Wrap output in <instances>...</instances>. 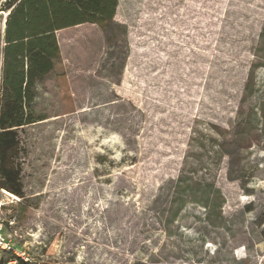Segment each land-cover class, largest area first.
I'll return each instance as SVG.
<instances>
[{
    "label": "rangeland",
    "instance_id": "rangeland-1",
    "mask_svg": "<svg viewBox=\"0 0 264 264\" xmlns=\"http://www.w3.org/2000/svg\"><path fill=\"white\" fill-rule=\"evenodd\" d=\"M56 37L69 94L38 90L0 260L264 264V0H117Z\"/></svg>",
    "mask_w": 264,
    "mask_h": 264
},
{
    "label": "trees",
    "instance_id": "trees-1",
    "mask_svg": "<svg viewBox=\"0 0 264 264\" xmlns=\"http://www.w3.org/2000/svg\"><path fill=\"white\" fill-rule=\"evenodd\" d=\"M116 6L117 0L3 1L1 11L9 13L0 35V191L19 199L18 214L25 212L21 134L47 119L36 113L38 90L49 79L69 94L56 34L86 24L105 32Z\"/></svg>",
    "mask_w": 264,
    "mask_h": 264
},
{
    "label": "built area",
    "instance_id": "built-area-1",
    "mask_svg": "<svg viewBox=\"0 0 264 264\" xmlns=\"http://www.w3.org/2000/svg\"><path fill=\"white\" fill-rule=\"evenodd\" d=\"M4 1V0H3ZM9 11L7 12H2L3 15V22H2V30H1V34L3 33L4 30V25H5V20L6 17L8 15ZM11 250V246L8 245V243H6L2 233H1V225H0V251H7L9 252ZM16 257L13 259H8L5 260L4 262L0 263V264H19L18 262L21 261L25 264V262L27 261V258L25 256V254L22 253H17L15 254Z\"/></svg>",
    "mask_w": 264,
    "mask_h": 264
},
{
    "label": "bare ground",
    "instance_id": "bare-ground-1",
    "mask_svg": "<svg viewBox=\"0 0 264 264\" xmlns=\"http://www.w3.org/2000/svg\"><path fill=\"white\" fill-rule=\"evenodd\" d=\"M3 193H4V194H6V195H9V196H11L10 194H8V193H6V192H4V191H3Z\"/></svg>",
    "mask_w": 264,
    "mask_h": 264
}]
</instances>
